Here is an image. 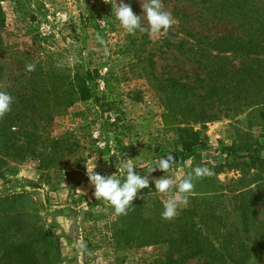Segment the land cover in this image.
I'll return each instance as SVG.
<instances>
[{
	"label": "rangeland",
	"instance_id": "obj_1",
	"mask_svg": "<svg viewBox=\"0 0 264 264\" xmlns=\"http://www.w3.org/2000/svg\"><path fill=\"white\" fill-rule=\"evenodd\" d=\"M229 1L234 5L226 9L222 0H162L175 24L167 35L150 36L130 35L120 27L113 15L120 0H0V90L11 94L12 108L17 104L25 115L21 121H0V264L11 262L2 254L13 243L29 244L35 264L162 262L161 239L169 234L171 221L162 219L166 197L155 191L154 182L149 202L140 210L147 222H139L134 233L157 234L162 243L145 238L129 247L119 236L116 244L111 241L114 211L87 204L95 191L87 172L96 165L100 175H126L121 158L135 159L134 171H149L174 150L176 130L183 128L205 137V148L176 160L169 172L151 175L153 181L166 175L178 183L196 166H207L215 175L196 182L189 202L198 199V210L188 218L194 232L207 251L226 249L240 254L239 264H264V250L254 240L255 228L264 222V168L244 169L223 153L245 140L264 156V107L254 106L263 105L264 98L253 103L250 97L257 89L230 85L169 89L172 78L183 83L204 78L217 60L214 51L203 50L206 44L199 45L203 52L195 56L187 52L188 45L171 47L193 43L188 30L204 37L239 34L238 6L249 11L247 17L264 11V0ZM123 2L146 25L143 0ZM229 10L233 16L226 14ZM228 58L229 67L240 66V59ZM58 59L66 61L62 73L55 66ZM26 63H34L36 70L27 72ZM76 65L92 72L87 83L92 98L68 104ZM60 74L67 78L59 80ZM208 79L198 85L205 86ZM213 83L220 86L225 80ZM43 89L47 101L38 99ZM257 92L262 95L264 89ZM202 115L211 119L201 122ZM8 128L13 145L4 136ZM74 201L80 204L79 216L65 225L67 207ZM241 208L248 213L246 225ZM204 261L195 257L178 264Z\"/></svg>",
	"mask_w": 264,
	"mask_h": 264
},
{
	"label": "trees",
	"instance_id": "obj_2",
	"mask_svg": "<svg viewBox=\"0 0 264 264\" xmlns=\"http://www.w3.org/2000/svg\"><path fill=\"white\" fill-rule=\"evenodd\" d=\"M222 2L223 4L221 7L224 6L226 9L234 5L229 0H222ZM242 7L238 6V8H236V12L238 11L239 13V15L236 16L239 19L237 22H241L239 34H216L213 36L211 35L212 37H204L201 34L194 33L193 30H188L187 35L191 38L193 43L185 42L171 45V47L177 50L184 49V47L188 45L187 52L195 56L199 54V52H203L199 45L206 44L205 49L203 50L214 51L216 53L215 58L217 60L209 65V70L204 76V78H209V83H207L205 86L200 87L198 85L201 82L203 84L204 78L199 80V77H196L194 81H187L186 83L172 78L169 80L171 83L169 85V89H204L203 87H205V89H224L225 86L230 85L232 89H257L256 92L252 94V97H250L253 103L258 102L260 97V100L264 98V93L261 95L259 92H257L258 90L260 91V89H264V11L261 13H250L252 14V17H247V13L249 11H242ZM226 14H229L228 16H233L230 10ZM181 16L186 17V15L183 14H181ZM187 17L189 16L187 15ZM230 55L241 60L239 67H229L224 62L225 60L229 59L228 56ZM59 71L62 73L63 70ZM58 78L59 80H62L67 78V76L62 75ZM91 79L92 72L90 70L83 69L79 65L75 66L70 76V85L72 87L70 90V96L72 98L70 97L68 104L77 101H88L92 98L91 91L87 85L88 81H91ZM219 79H224L225 83L220 86L214 85V83L213 85L211 84L213 80L218 81ZM247 80L248 82H246ZM240 84L241 88H238ZM46 90L47 89H43L41 94H37L39 95V100L47 101L46 97L43 96V94L47 92ZM63 94L64 92L61 93L60 96ZM24 100L25 97H21L20 103H23ZM262 103L263 105H257L256 103L254 106L264 107V102ZM14 108H12V111L5 117V122L11 123L15 121H21L22 117L25 118V115H23L24 108L18 109L17 104L14 105ZM45 110H47V108ZM46 116L47 115H45V117ZM49 117L50 116L48 115L46 118ZM202 118L203 119H201V122H207L205 120L211 119L210 116L206 115H202ZM3 126L5 127L6 123H4ZM10 127L11 126H9V128ZM9 128L7 129L6 135L4 136H7L6 142H9L11 145H13L11 141L14 133L9 132ZM176 132H178L175 143L176 147L173 151H166L160 158L165 157L168 153H172L175 160H178L182 157L192 154L198 148H205L206 138H201L199 132L192 131L187 128L177 129ZM258 149L259 148L251 142L249 143L245 140H239L234 142L231 147L225 148L223 153L226 155V158H229L233 161V164L234 161L239 160L237 166H243L244 169L259 170L264 168V156L261 157L258 154ZM151 166H155V163H152ZM134 172L139 174L141 177L148 176L150 185L153 183L151 175L153 176L157 174H163V172L160 170H156L155 172L149 174V171H147L145 167L135 170ZM117 176L121 178L122 181L126 178V175L117 174ZM150 194L151 191L148 189L142 190L139 195H143L145 198L136 199L133 201L135 210L130 211L127 216L115 215V220L113 223H111L112 228L116 230V233H112L111 235L112 243H117V236L123 240L122 244L129 247H136L139 240L142 241L145 238L147 242H149L150 239L152 243L160 242V238L158 237L159 235L157 234L152 235L153 237H150V235L136 236L134 233V230L139 226V222H147V219H143V214L141 216L140 210H144V206L149 202ZM197 200L198 199H191V203L187 209L179 210L177 217L171 221L169 227L170 229L168 231L169 234L161 239V241L165 243L164 260L157 264H178L180 260H187L195 257L198 259L203 258L205 260V264H226L227 260L233 264H239L241 261L240 254L228 250L226 251V249L222 253L207 251L203 242L199 240V237H197V234L194 232L193 224L188 220V218H191V214H194L198 210V207L195 204ZM74 203L75 204L73 206L67 207L68 214L64 217L65 225H73L75 217L79 216L80 204L76 201H74ZM87 204L94 207L100 206L104 210L111 209V211H114L111 207L106 206L103 201L96 200L94 196L91 197V200L87 202ZM240 210V218L245 222L246 225V222L248 224V213L244 210V208H241ZM149 222L150 220H148V223ZM215 240H219L221 244H224L225 242L224 237H217ZM254 240L255 245L259 249L264 250V222L260 223L255 228ZM2 256L11 261L7 264H35L37 262V259L34 257L33 250L29 244L27 248V246L24 244L16 245L13 243L11 244L10 249L6 251V253L2 254Z\"/></svg>",
	"mask_w": 264,
	"mask_h": 264
},
{
	"label": "clouds",
	"instance_id": "obj_3",
	"mask_svg": "<svg viewBox=\"0 0 264 264\" xmlns=\"http://www.w3.org/2000/svg\"><path fill=\"white\" fill-rule=\"evenodd\" d=\"M141 7L144 12L146 25L142 23V17L136 15L129 4H125L123 0L115 7L113 13L119 25L128 34L135 35L139 32H147L150 36L167 35L173 29L175 21L168 10L165 9L162 0H143ZM100 43L103 40L97 37ZM66 61L58 59L56 68L63 70ZM25 70L34 72L36 65L34 63H26ZM15 98L6 91L0 90V121L12 111V105ZM135 159L121 158L120 168L126 172V178L122 181L116 174L103 176L95 172V167L90 172L88 170V178L91 185H94V197L101 200L106 206L114 210L116 216H127L130 211L135 210L133 201L136 199H144L143 195H139L142 190L149 189L150 180L148 176L141 177L134 172L137 167L134 164ZM190 163V162H189ZM172 153H168L165 157L155 162V166L151 167L149 174L160 170L164 174L169 172L175 165ZM88 169V168H87ZM215 173L207 166H196L191 169L177 183L176 180L164 175L155 179V191L166 197L163 203L162 219L166 221L174 220L181 208L189 205L190 198L195 194V186L197 181L210 178Z\"/></svg>",
	"mask_w": 264,
	"mask_h": 264
}]
</instances>
